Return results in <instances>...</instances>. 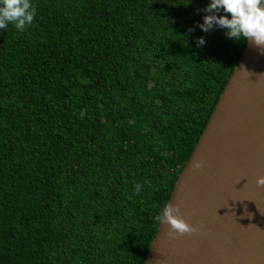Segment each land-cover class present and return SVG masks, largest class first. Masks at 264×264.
Returning a JSON list of instances; mask_svg holds the SVG:
<instances>
[{"label":"trees","instance_id":"trees-1","mask_svg":"<svg viewBox=\"0 0 264 264\" xmlns=\"http://www.w3.org/2000/svg\"><path fill=\"white\" fill-rule=\"evenodd\" d=\"M208 2L30 0L0 29V264H145L247 46Z\"/></svg>","mask_w":264,"mask_h":264},{"label":"water","instance_id":"water-1","mask_svg":"<svg viewBox=\"0 0 264 264\" xmlns=\"http://www.w3.org/2000/svg\"><path fill=\"white\" fill-rule=\"evenodd\" d=\"M258 177H264V48L249 41L168 202L198 231L176 235L159 224L145 264H264Z\"/></svg>","mask_w":264,"mask_h":264},{"label":"clouds","instance_id":"clouds-1","mask_svg":"<svg viewBox=\"0 0 264 264\" xmlns=\"http://www.w3.org/2000/svg\"><path fill=\"white\" fill-rule=\"evenodd\" d=\"M206 15L197 27L204 33L214 28L224 29L225 37L234 41H249L258 48H264V0H209L202 9ZM224 13V14H219ZM227 14H230L227 15ZM35 8L30 0H0V29L12 24L23 31L32 23ZM195 29H190L194 31ZM206 43L203 36L195 39V47L200 48ZM201 167L200 161L193 163L194 169ZM257 184L264 186V177H258ZM141 185L137 183L134 190L139 192ZM156 223H167L176 235L198 231L180 216L179 205L165 203L154 217Z\"/></svg>","mask_w":264,"mask_h":264}]
</instances>
